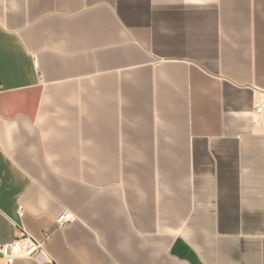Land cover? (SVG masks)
Masks as SVG:
<instances>
[{
    "label": "crops",
    "instance_id": "crops-1",
    "mask_svg": "<svg viewBox=\"0 0 264 264\" xmlns=\"http://www.w3.org/2000/svg\"><path fill=\"white\" fill-rule=\"evenodd\" d=\"M262 91L264 0H0V245L264 264Z\"/></svg>",
    "mask_w": 264,
    "mask_h": 264
},
{
    "label": "built area",
    "instance_id": "built-area-1",
    "mask_svg": "<svg viewBox=\"0 0 264 264\" xmlns=\"http://www.w3.org/2000/svg\"><path fill=\"white\" fill-rule=\"evenodd\" d=\"M264 96V91H262ZM20 216L23 214V208L20 206L18 209ZM73 220V215L64 212L55 220L56 228L60 229ZM50 232L43 233L42 240H37L32 237L23 228H19V235L15 237L10 243L0 245V258L5 264H14V261L19 258L27 259H43L44 263H50L51 259L45 250V246L50 239Z\"/></svg>",
    "mask_w": 264,
    "mask_h": 264
}]
</instances>
